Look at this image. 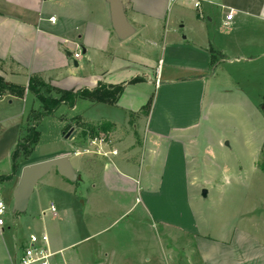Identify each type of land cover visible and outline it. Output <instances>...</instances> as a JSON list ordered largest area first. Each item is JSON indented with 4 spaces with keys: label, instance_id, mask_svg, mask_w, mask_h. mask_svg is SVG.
<instances>
[{
    "label": "crops",
    "instance_id": "obj_1",
    "mask_svg": "<svg viewBox=\"0 0 264 264\" xmlns=\"http://www.w3.org/2000/svg\"><path fill=\"white\" fill-rule=\"evenodd\" d=\"M120 1L134 28L125 39L113 29L109 0H0V77L24 88L21 93L0 90V176L11 173V153L30 112L40 106L29 89L33 76L72 91L100 83L123 85L116 102L79 98L69 107L74 115L63 117L66 122L76 116L89 123L110 122L114 129L106 134L116 135L128 125L138 129L132 118L151 100L139 119L137 158L132 156L136 148L124 140L77 143L83 150L75 154L87 155L86 173L93 175L98 167L104 175L89 182L88 202L93 204L100 193L113 195L115 202L138 193L154 221L193 239L196 264H264V239L226 221L230 211L214 235L202 231L188 191L194 177L190 158L208 119L203 111L208 91L212 97L215 86L243 91V79L229 72L264 57V0H204L200 11L187 0ZM230 12L233 18L226 22ZM62 155L72 163L66 150L46 159ZM75 169L82 181V171ZM14 184L15 176L0 180V190L11 186L14 192ZM27 240L13 254L6 249L0 264H17Z\"/></svg>",
    "mask_w": 264,
    "mask_h": 264
},
{
    "label": "rangeland",
    "instance_id": "obj_2",
    "mask_svg": "<svg viewBox=\"0 0 264 264\" xmlns=\"http://www.w3.org/2000/svg\"><path fill=\"white\" fill-rule=\"evenodd\" d=\"M235 69L228 72L232 78L243 79V91L228 92L225 86H215L214 97L211 91L206 95L203 111H208V119L201 127L203 136L197 152L189 156L190 171L194 175L188 185L189 198L202 231L209 229L214 235L213 229L225 221L224 214L230 211L226 221L229 219L264 239V57ZM50 95L57 93L51 90ZM145 113L141 111L132 118L138 129L128 125L126 132L120 130L116 135L101 132L95 137H91L80 117L64 120L63 117L74 115L66 105L43 119L38 125L39 140L33 151L29 155L20 153L13 188L25 165L63 150L69 152L72 164L82 171L83 179L72 183L52 168L37 183L23 213L13 211L11 186L2 187L0 194L7 210L5 224L0 227V261L2 256L6 257L7 250L13 254L30 234L40 236L45 232L57 264L197 263L193 239L175 227L154 221L143 210L138 193L120 202H115L113 195L103 197L100 193L93 204L88 202L89 182L100 181L104 175L98 167L93 175L86 173L87 155L75 154L76 149L83 150L82 146L77 148V143L88 145L91 139L99 142L110 137L124 140L128 148H136L132 156L137 158L143 125L139 119ZM72 128L78 134L72 139L66 138L64 133ZM23 131L24 135L26 127ZM110 171L115 172L114 168ZM51 203L55 212L50 209Z\"/></svg>",
    "mask_w": 264,
    "mask_h": 264
},
{
    "label": "trees",
    "instance_id": "obj_3",
    "mask_svg": "<svg viewBox=\"0 0 264 264\" xmlns=\"http://www.w3.org/2000/svg\"><path fill=\"white\" fill-rule=\"evenodd\" d=\"M29 89L38 98L40 106L38 109L32 110L30 112L28 116L26 132L19 139L18 143L16 144L14 150L11 153V173L8 175H1V181H11L13 179L18 170V159L21 155V152L25 153L26 155H29L33 151L35 145L38 143L39 140L38 125L43 121L45 117L54 115L56 110L63 104L67 105L70 108L74 107L76 101L79 98L90 99L92 101L109 100L111 102H116L119 95L123 91V85L110 86V88H108L107 86H104L100 83L98 87L94 89L84 88L72 91L51 86L50 84H47V82L42 80L40 76L35 75L30 79ZM0 90H6L13 93H21L24 88L12 84H7L0 77ZM51 90L56 91L57 95L51 96ZM150 105L151 100H149L147 104L142 107L141 111H145L147 113ZM83 123V125L86 126L90 134H92L91 137L98 136L101 132L111 131L113 128L112 123L107 121L100 122L99 124H91L85 122Z\"/></svg>",
    "mask_w": 264,
    "mask_h": 264
},
{
    "label": "water",
    "instance_id": "obj_4",
    "mask_svg": "<svg viewBox=\"0 0 264 264\" xmlns=\"http://www.w3.org/2000/svg\"><path fill=\"white\" fill-rule=\"evenodd\" d=\"M111 10L112 26L120 39H125L134 33V28L126 18L122 2L120 0H109ZM74 65L78 62L74 60ZM74 130L65 133L66 138H72L75 135ZM228 145V142H226ZM69 181H77L78 173L72 165L68 155H62L25 165L21 169L20 178L13 192V211L23 213L27 210L31 195L33 194L37 183L52 169ZM203 195H207V190H203ZM99 264V263H98Z\"/></svg>",
    "mask_w": 264,
    "mask_h": 264
},
{
    "label": "built area",
    "instance_id": "obj_5",
    "mask_svg": "<svg viewBox=\"0 0 264 264\" xmlns=\"http://www.w3.org/2000/svg\"><path fill=\"white\" fill-rule=\"evenodd\" d=\"M194 9L200 11L204 0H187ZM233 18V13L230 12L226 16V22ZM52 21L55 20V17L51 18ZM75 59H79L81 56L80 52L73 54ZM0 94V100L2 99ZM7 205L0 194V226L5 224L4 216L6 214ZM51 210L55 212V206L51 205ZM17 264H57L55 262V252H52L49 248L48 236L43 232L40 236L32 233L29 235L27 243L23 247Z\"/></svg>",
    "mask_w": 264,
    "mask_h": 264
}]
</instances>
